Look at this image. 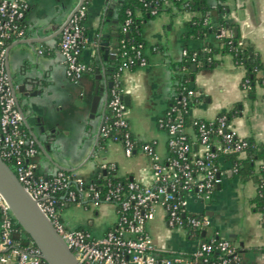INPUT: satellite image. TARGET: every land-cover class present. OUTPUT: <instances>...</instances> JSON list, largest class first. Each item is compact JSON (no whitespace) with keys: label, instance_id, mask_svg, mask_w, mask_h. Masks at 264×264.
Returning <instances> with one entry per match:
<instances>
[{"label":"crops","instance_id":"crops-1","mask_svg":"<svg viewBox=\"0 0 264 264\" xmlns=\"http://www.w3.org/2000/svg\"><path fill=\"white\" fill-rule=\"evenodd\" d=\"M27 1L30 4L25 16L27 33L24 38L8 44L5 69L24 112V126L36 141L35 160L39 170L46 174L65 170L92 180L102 171V164L114 162L116 177L151 185L152 168L145 153L138 151L126 157L120 142L99 143L108 97L103 95L92 111L96 69L103 75L100 83L107 84L103 69L115 58L120 0H84L86 44L81 59L89 65L97 60V64L79 80L67 77L59 52L60 29L79 0H69L64 7V0ZM224 2L228 10L223 16L236 26L234 33L239 32L245 43L264 53V0ZM195 15L191 10L162 11L146 21L142 31L147 64L123 71V95L127 97L130 130L141 141H154L163 159L168 156V135L157 125V119L177 95L172 65L182 59L184 50H196L204 44L197 36L186 35ZM100 41L108 43L101 52L97 48ZM211 41L217 43L215 39ZM102 55H106V60ZM216 57L221 61L216 66L192 71V87L200 98L191 107L190 115L212 120L218 113L241 102L240 114L231 120L237 135L252 136L257 142H264V87L258 86L256 98L250 99L241 86L245 69L237 65L230 54L218 53ZM21 85L23 91L19 89ZM242 157L245 152L239 155ZM231 166L230 160L221 159L213 198L203 201L190 193L188 210L210 217L212 225L202 231L203 237H221L233 243L235 264H264V218L252 201L257 195V183L253 179L241 180ZM117 215L112 203L99 207L68 204L63 211V221L69 229H85L101 237L114 226ZM147 229L160 256L190 252L201 241L187 230L168 227L161 208L147 223Z\"/></svg>","mask_w":264,"mask_h":264},{"label":"built area","instance_id":"built-area-1","mask_svg":"<svg viewBox=\"0 0 264 264\" xmlns=\"http://www.w3.org/2000/svg\"><path fill=\"white\" fill-rule=\"evenodd\" d=\"M29 8L27 0H0V155L80 264H235V247L229 239L213 237L208 241L201 240L190 253L160 256L147 229V223L155 218L159 208L164 210L171 229L186 230L189 227L203 231L211 227L209 216L188 210V194L194 193L197 198L210 201L219 180L221 159L226 154L244 153L247 144L237 135L226 115L212 120L194 118L196 130L190 133L181 110L189 111L191 99L196 94L193 87H184L157 119V125L168 135V156L163 159L156 151L154 141H141L130 130L127 105L122 97L123 71L130 69V65L124 63L113 76L107 103L110 115L106 116L101 136L120 142L126 157H132L138 151L145 153L152 168L151 185L131 179L113 181L114 162L102 164L103 172L92 180L65 170L52 174L39 170L35 160L36 141L24 126L5 69L8 44L24 38L27 33L25 16ZM85 17L86 8L82 6L60 35L59 52L66 75L72 80H79L90 69V65L81 59L86 44ZM130 22L131 19H127L124 29ZM187 54L184 50L183 56ZM136 58L139 65L147 64L141 49ZM102 173L105 181L101 183ZM104 203L114 204L118 213L116 223L105 235L95 237L88 230L69 229L65 225L63 211L68 204L99 207ZM16 222L0 194V264H49L33 242L25 245L22 236L15 238L19 233Z\"/></svg>","mask_w":264,"mask_h":264},{"label":"trees","instance_id":"trees-1","mask_svg":"<svg viewBox=\"0 0 264 264\" xmlns=\"http://www.w3.org/2000/svg\"><path fill=\"white\" fill-rule=\"evenodd\" d=\"M225 0H120L117 4L120 14V28L118 29V42L113 61L108 65L113 81L114 74L124 63L130 65V69H135L139 65L136 58L137 51L141 49L142 56L146 59L144 49L146 41L143 37V24L162 11H186L196 12V15L188 24L187 36H197L204 41V44L196 50H188V54L172 65L173 77L177 82V95L184 87H192L193 72L192 65L199 68H210L221 61L216 54H230L234 62L245 69V75L241 86L247 91V96L254 100L256 98L258 86L264 87V53L254 49L253 46L242 40L240 33H234L236 26L224 18L223 14L228 10ZM167 4H170L169 6ZM130 11V12H129ZM155 11V12H154ZM131 19L126 26L127 19ZM225 31V33H223ZM215 39L217 43L211 41ZM124 40V42H122ZM125 53V54H124ZM97 60H94L90 67H94ZM247 80V82H245ZM195 89V88H194ZM196 91V89H195ZM199 95L193 96L190 102L189 111L181 110L186 126L190 133H195L193 126L194 117L190 115L191 107L199 100ZM241 102L235 103L227 111L218 113L217 116L226 115L228 122L240 114ZM110 115L108 109L106 116ZM216 116V117H217ZM247 142L244 147L245 157L239 158V153L226 154L225 159L232 162V170L241 180L253 179L257 183V195L252 200L256 205L255 209L260 210L264 216V142H257L254 137H245ZM107 138L100 136L99 143L105 145ZM108 175V174H107ZM105 174H101L100 182L105 181ZM113 181H126L130 178H119L113 175ZM264 222V220H263ZM16 228L25 240H30L22 227L16 222ZM188 234L201 238L202 241L209 239L202 236L201 230H193L186 227ZM18 239V238H17ZM190 253V252H186ZM216 255V254H215Z\"/></svg>","mask_w":264,"mask_h":264},{"label":"water","instance_id":"water-1","mask_svg":"<svg viewBox=\"0 0 264 264\" xmlns=\"http://www.w3.org/2000/svg\"><path fill=\"white\" fill-rule=\"evenodd\" d=\"M69 0H64L63 7ZM84 0H79L78 5L74 8L72 13L67 18L66 22L62 25L60 32L68 24L73 15L83 6ZM107 42L100 41L98 43V51L106 50ZM116 53V50L115 52ZM106 60V55H102ZM101 57V56H100ZM101 58V59H102ZM192 71L195 72L198 68L196 64L192 65ZM106 74L107 84H101L100 79L103 75L100 74L99 68L96 69L98 73L96 78L95 96L92 103V111H95L103 95L108 97L109 89L112 87V80L110 72L103 69ZM13 92L16 97V91L13 82L11 81ZM21 91L24 86L19 87ZM124 101L127 97L122 95ZM17 98V97H16ZM20 107L19 101L17 99ZM23 121L26 122L24 112L20 107ZM220 174L217 175L219 179ZM0 194L7 201L14 218L17 223L22 227L30 240L23 241V244L33 242L41 251L42 257L49 264H80L72 250L68 247L65 240L58 233L50 219L40 209L37 201L28 193L23 184L19 181L17 175L14 173L10 165L0 155ZM205 232V231H204ZM203 232V234H204ZM20 233L15 234V238H20Z\"/></svg>","mask_w":264,"mask_h":264},{"label":"rangeland","instance_id":"rangeland-1","mask_svg":"<svg viewBox=\"0 0 264 264\" xmlns=\"http://www.w3.org/2000/svg\"><path fill=\"white\" fill-rule=\"evenodd\" d=\"M124 159L126 160L127 158H126V157H124Z\"/></svg>","mask_w":264,"mask_h":264}]
</instances>
